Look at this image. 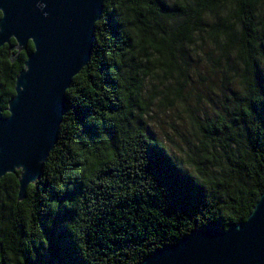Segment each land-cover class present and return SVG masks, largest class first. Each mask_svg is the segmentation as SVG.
I'll use <instances>...</instances> for the list:
<instances>
[{
	"label": "trees",
	"instance_id": "trees-1",
	"mask_svg": "<svg viewBox=\"0 0 264 264\" xmlns=\"http://www.w3.org/2000/svg\"><path fill=\"white\" fill-rule=\"evenodd\" d=\"M104 5L41 177L22 201L20 171L0 179V264H139L194 230L246 221L264 192V0ZM31 47L0 48L4 115ZM185 47L221 75L213 116H190V171L137 112L142 69L155 61L181 74Z\"/></svg>",
	"mask_w": 264,
	"mask_h": 264
},
{
	"label": "water",
	"instance_id": "water-1",
	"mask_svg": "<svg viewBox=\"0 0 264 264\" xmlns=\"http://www.w3.org/2000/svg\"><path fill=\"white\" fill-rule=\"evenodd\" d=\"M104 2L0 0L5 14L0 19V48L15 39L22 51L29 36L37 44V52L28 55L16 78L15 95L7 106L11 116L3 114L0 101V179L20 171L19 201L41 177L58 142L66 92L92 56ZM139 264H264V192L246 221L228 229L213 225L194 230Z\"/></svg>",
	"mask_w": 264,
	"mask_h": 264
},
{
	"label": "rangeland",
	"instance_id": "rangeland-1",
	"mask_svg": "<svg viewBox=\"0 0 264 264\" xmlns=\"http://www.w3.org/2000/svg\"><path fill=\"white\" fill-rule=\"evenodd\" d=\"M208 48L206 46L204 51ZM177 50L184 58L179 64L181 74L174 71L171 75L155 61L142 69L141 74L145 75L142 110L137 112L141 115L140 125L187 167V155L191 153L194 141L190 116H213L221 98V75L215 70V64L207 61L208 54L201 53L200 47ZM187 170L190 171L188 167Z\"/></svg>",
	"mask_w": 264,
	"mask_h": 264
},
{
	"label": "snow or ice",
	"instance_id": "snow-or-ice-1",
	"mask_svg": "<svg viewBox=\"0 0 264 264\" xmlns=\"http://www.w3.org/2000/svg\"><path fill=\"white\" fill-rule=\"evenodd\" d=\"M4 12H0V19H3L4 18ZM12 36H14L15 38H17V36L16 35H12ZM31 36H29L26 40H25V45H27L28 43H30V40H29V38H30ZM32 38V40H34V38L33 37H31ZM18 39V38H17ZM31 51L33 52V53H36L37 52V44L35 43V41H34V43H32V47H31ZM10 116L12 115V113H10L9 114ZM22 166H23V168L25 169V166L23 165V164H21ZM21 165H19V166H21ZM19 166H17V167H19ZM177 196H179V197H185V198H189V194H190V192H177V193H175ZM224 231H227V230H224ZM58 264H59V262H58Z\"/></svg>",
	"mask_w": 264,
	"mask_h": 264
},
{
	"label": "clouds",
	"instance_id": "clouds-1",
	"mask_svg": "<svg viewBox=\"0 0 264 264\" xmlns=\"http://www.w3.org/2000/svg\"><path fill=\"white\" fill-rule=\"evenodd\" d=\"M0 12H3V11H2V10H0ZM27 71H28V68H26V69H25V72H27Z\"/></svg>",
	"mask_w": 264,
	"mask_h": 264
}]
</instances>
